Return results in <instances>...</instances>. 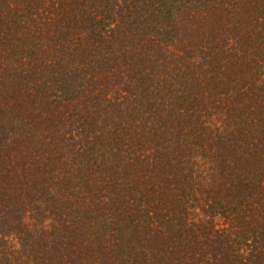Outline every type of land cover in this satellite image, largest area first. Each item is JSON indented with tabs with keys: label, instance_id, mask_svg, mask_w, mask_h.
Segmentation results:
<instances>
[{
	"label": "trees",
	"instance_id": "16d2710c",
	"mask_svg": "<svg viewBox=\"0 0 264 264\" xmlns=\"http://www.w3.org/2000/svg\"><path fill=\"white\" fill-rule=\"evenodd\" d=\"M0 264H264V0H0Z\"/></svg>",
	"mask_w": 264,
	"mask_h": 264
}]
</instances>
